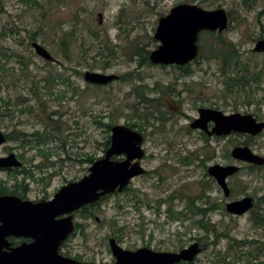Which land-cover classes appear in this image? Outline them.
<instances>
[{
	"label": "rangeland",
	"instance_id": "374dc122",
	"mask_svg": "<svg viewBox=\"0 0 264 264\" xmlns=\"http://www.w3.org/2000/svg\"><path fill=\"white\" fill-rule=\"evenodd\" d=\"M181 3L224 8L230 16V26L221 34H200L202 55L187 73L143 59L146 51L150 54L160 45L154 38L159 19ZM67 33L73 38L62 48ZM104 39L113 48L112 56ZM215 39L221 42L218 50H213ZM263 39L264 0H0V125L18 138L12 146L33 176L0 172V180L10 190L18 186L28 200H51L63 184L89 173V158L104 156L109 122H143L141 164L147 174L91 207L92 218L80 214L87 239L75 236L69 250L85 252L95 262L110 261L108 238L121 227L128 248L147 245L173 251L198 239L205 250L197 264H264V170L250 171L234 161L241 170L228 181V198L207 173L212 165H224L236 146H249L264 157V134L212 138L190 128L199 108L251 114L264 121V53L254 51ZM33 41L59 64L48 65L40 58ZM222 43L233 44L238 53L228 64L223 59L230 47ZM140 48L145 50L141 55ZM237 71L247 80L256 75L258 82H249L246 91L232 86L230 78ZM86 72L114 74L120 80L98 87L85 81ZM136 88H143L145 100ZM49 134L38 148L37 138ZM245 197L254 200L253 214L227 212L228 202ZM193 207L203 211L195 215Z\"/></svg>",
	"mask_w": 264,
	"mask_h": 264
},
{
	"label": "water",
	"instance_id": "95a60500",
	"mask_svg": "<svg viewBox=\"0 0 264 264\" xmlns=\"http://www.w3.org/2000/svg\"><path fill=\"white\" fill-rule=\"evenodd\" d=\"M102 23L103 15L98 14ZM230 19L224 8L207 10L197 4L181 3L170 13L159 19L154 38L160 42L149 55L155 65L187 66L200 55L199 36L202 32L222 33L229 27ZM37 55L48 61H55L49 50L33 42ZM254 51L264 53V39L259 40ZM86 82L104 86L118 79L117 75L100 72H86ZM212 123L213 128L208 125ZM194 130H201L210 136H229L232 133L256 137L264 131V121L251 114H226L219 109L200 108L199 116L191 124ZM6 138L0 131V145ZM144 135L124 124L111 128V144L102 158L89 168V173L79 181L63 186L51 200L34 202L16 195L0 196V264H95L80 263L63 257L59 253L62 243L74 232L73 213L84 206L95 204L103 197L123 192L135 178L147 170L141 161L145 157ZM232 158L243 164L264 166V157L256 154L249 146H236ZM123 158V159H122ZM22 166L14 153L0 158L1 168ZM241 170L237 164H215L208 173L213 177L224 196L231 194L228 179ZM254 206L252 197L229 202L226 210L230 214L244 215ZM66 216L63 218H58ZM19 236L32 242L11 249L7 238ZM114 264H178L193 261L202 251L199 243L179 253L157 252L150 248L137 251L125 250L115 239L110 241Z\"/></svg>",
	"mask_w": 264,
	"mask_h": 264
},
{
	"label": "flooded vegetation",
	"instance_id": "af4514ba",
	"mask_svg": "<svg viewBox=\"0 0 264 264\" xmlns=\"http://www.w3.org/2000/svg\"><path fill=\"white\" fill-rule=\"evenodd\" d=\"M177 5H178V4H177ZM171 9H172V8H171ZM170 11H171V10H170ZM169 13H170V12H169ZM169 13H168V14H169ZM168 14H167V15H168ZM228 15H229V14H228ZM229 18H230V16H229ZM33 42H35V41H33ZM33 42H31V45H32ZM40 58H41V57H40ZM42 59H43V58H42ZM43 60H44V59H43ZM45 61L47 62L48 65H56V64H59V61H58L57 59H55V61H48V60H45ZM190 65H191V63H190L189 65H187V66H184L183 68H188ZM177 67H179V66H177ZM118 80H120L119 77H118L117 80H115V81H113V82H116V81H118ZM113 82H111V83H113ZM111 83H109V84H111ZM89 84H90V83H89ZM90 85L100 86V85H95V84H90ZM155 101H156V100H155ZM199 109H200V108H199ZM208 127H209V129H212V128H213V124L210 123V124L208 125ZM7 128H8V126L6 127V125H5V127L2 126V125H0V131L4 134V136H5V138H6L5 142H4L3 144L0 145V158L7 157V156H9L10 154L15 153V155L17 156V159H18L20 162H22V166L19 167V168H12V167H9V168H1V167H0V172H9V173H11V172H15L16 174L19 173V174H23V175H24L25 172H27V168L25 167V164H26V163H25V160L23 159V156H22L20 153L17 152V148L12 146V142H13V141H17L18 138H16V137H12V134H11L10 132L7 131ZM200 132H201V134H202L203 136H206V137H212V138H226V137H229V136H231V135H234V133H232V134L229 135V136L218 137V136H215V135L210 136V135H208L207 133H204V132H202V131H200ZM263 134H264V131H263L261 134H259L258 136H261V135H263ZM122 159H123V158H122ZM233 163H234V160H233L231 157H229L228 160L226 161V163H225L224 165H231V164H233ZM254 166H256V165L249 164L248 167H247V169H249L250 171H251V170H254V169H252V167H254ZM24 167H25V168H24ZM257 167H259V166H257ZM260 168L263 170V167H260ZM208 169H209V167H208ZM208 169H207V173H208ZM258 170H259V169H258ZM208 175H209V173H208ZM209 176H210V175H209ZM210 177H211V176H210ZM211 178H212V179L215 181V183L217 184L216 180H215L213 177H211ZM80 179H81V178H80ZM80 179H78V180H80ZM78 180L76 179V180H73L72 182H74V181H78ZM68 183H70V182H68ZM68 183L63 184L62 187L65 186V185H67ZM217 185H218V184H217ZM62 187H61V188H62ZM218 187H219V186H218ZM61 188H60V189H61ZM219 189L221 190L220 187H219ZM58 191H59V190H58ZM58 191H57V192H58ZM221 191H222V190H221ZM57 192H56V193H57ZM56 193H55V194H56ZM222 193H223V191H222ZM55 194H54V195H55ZM3 195H4V194H3ZM223 195H224V193H223ZM108 196H109V195H108ZM108 196L103 197L100 201H98V202L95 203V204H91V205L84 206V207H82L81 209H79V210H77V211H75V212L73 213L74 232L68 237L67 240H65V241L62 243V245H61V247H60V249H59V253H60L62 256H64V257H68V258L73 259V260H76V261H78V262H80V263L114 264V263L116 262V259H115L114 255H113L112 251H111V248H110V241H111V239H115L116 242H117V244H118L119 246H121V247H122L123 249H125V250L137 251L138 249H141V248H144V247H148V248H149V246H147V245H142V246L137 247V248H134V249L126 247V245L124 244V238H123V231H124V229H122V228L120 227L119 229L122 230V233H121V234L115 232V234H117V235H115V237L110 236V237L108 238L109 250H110L111 254L113 255V258H112L110 261H105V260H104V261H97V262H95L94 260L86 259V254H85V252H81V251H79V252H77V253H72V251L69 250L68 244H69V242L72 240V238H74L75 236H82L83 239H84V238L87 239V235H86V225H84V224H80V223H79V220H78L80 214H82V217H84L85 219L92 218V217H93V214H91V212H90V208H91V207H95V208L98 207V206H99L104 200H106V199L108 198ZM19 197H20V196H19ZM53 197H54V196H53ZM224 197H225V196H224ZM21 198H22V197H21ZM22 199H24V200H28L27 198H22ZM42 200H48V199H42ZM226 205H227V204H226ZM201 210H202V209H201ZM202 211H203V210H202ZM251 211H252V214H253V213H254V210L251 209ZM63 217H66V216H62V217H58V218L60 219V218H63ZM94 219H95L98 223H101V220H100L98 217L95 216ZM7 240H8V242L10 243V248H11V249L17 248V247L23 245L24 243H30V242H32L31 239L24 238V237H19V236H10V237L7 238ZM194 243H199V244H200V247H201V249H202L201 253H200L199 255H197L193 261H182L181 263H178V264H197V263H198V260H199V256H200L201 254H203V253H204V250H205V248H204V246H203V243H202L200 240H198V239H195L193 243H190V244H188V245H186V246H183V247H178V248H176V249L173 250V251L156 250V249H153V248H150V249H153L154 251H157V252H174V253H179V252H181L183 249H185V248L191 246V245L194 244Z\"/></svg>",
	"mask_w": 264,
	"mask_h": 264
},
{
	"label": "trees",
	"instance_id": "16d2710c",
	"mask_svg": "<svg viewBox=\"0 0 264 264\" xmlns=\"http://www.w3.org/2000/svg\"><path fill=\"white\" fill-rule=\"evenodd\" d=\"M22 1H25V0H22ZM206 33H210V32H206ZM93 35H94V37L95 38H98V36H97V34L96 33H93ZM211 35H213V34H211ZM73 38V33H67L66 34V36H65V38L62 40V42H61V47L63 48V47H69V43H67V40L68 39H72ZM67 39V40H66ZM108 39H104V40H102V43L104 44V46H105V48H106V50L109 52V55H113L114 54V51H113V48H111L110 47V44H109V42L107 41ZM218 43H221L220 41H219V39H215V41H214V45H215V47L213 48V50L215 49V50H218V48H217V46H219L220 44H218ZM222 44H224V45H226L227 47H230V49H229V51H228V53L227 54H225L224 55V64H228L232 59H234V57H237L238 56V53H237V51H234L233 50V48H234V45L233 44H226V43H222ZM65 50V49H64ZM143 51H145L144 49H142V48H140L139 49V54L141 55V53L143 52ZM146 56H144V60H146V62L147 63H149L150 61H149V57H148V55H149V52H147L146 51ZM202 54H200V56H201ZM215 55V54H214ZM98 56L99 57H101V58H103V59H106L107 58V56H106V54L104 53V52H99L98 53ZM199 56V57H200ZM4 69V67L0 64V70H3ZM179 69H181V70H183L184 72H188V68H181V67H179ZM131 75V73L130 74H128L127 76H125V79H128V76H130ZM46 81H47V83H51V85H52V78H46ZM62 81L64 82V81H67V80H65V79H62ZM230 81L232 82V86H239L241 89H243L244 91H246V87L248 86V84H249V82L250 83H252V82H258V79H257V77H256V75H251L250 76V78H249V80H247V75L246 74H238V71H237V75H236V77H231L230 78ZM52 87V86H51ZM142 89L143 88H136L135 89V93L137 94V96L139 97V98H141V99H144L145 100V98H144V95H143V91H142ZM34 95H37L36 93H33ZM60 100L61 99H63V96H61L60 98H59ZM147 100V102H154L155 100L154 99H146ZM10 105V103H5V106H9ZM2 107V105L0 106V111H1V108ZM141 119H142V117L141 116H139ZM145 117V116H144ZM143 117V118H144ZM146 120H147V118H146ZM56 123V122H55ZM56 125V127H57V129L59 130L60 129V126L58 125V124H55ZM113 125H115V123L113 122V121H111V122H109L107 125H106V127H107V132L108 133H110L111 132V128H112V126ZM126 125H128V126H130V127H132V128H134V129H137L139 132H143V130H144V128H143V122L141 123V124H139V123H136V122H133L132 124H129V123H127ZM52 137V134H49V136L48 135H44V136H40V137H38L37 138V144L39 145V147L38 148H40V146H42V145H44L45 143H47L46 141L49 139V138H51ZM251 137V136H250ZM250 139H252V138H250ZM110 144H111V136H108V138H107V140H106V142L104 143V154H105V152H106V150L110 147ZM248 144V142H246V143H244L243 145H247ZM40 151H43L44 152V150H42V149H40ZM95 160H97L96 158H93V157H91V158H89L88 159V162L89 163H91V164H93L94 163V161ZM252 169H261L260 167H257V166H254V167H252ZM263 170H264V167H263ZM26 177L27 176H32V174L31 173H28V172H25V174H24ZM33 177V176H32ZM16 188V189H15ZM14 188V190H10V189H8L7 188V186H6V184H5V182L4 181H2V180H0V195H3V194H13V195H18V196H20V197H22V198H25L24 196H22L20 193H18V191L17 190H19V187L18 186H16ZM191 210H192V212L195 214V215H199L201 212H202V210H201V208H198V207H193V209L192 208H190ZM171 218H173V217H171ZM177 219H179V218H177ZM258 220H260V219H258ZM261 221V220H260ZM198 224L202 227V228H205V229H207V225H205V224H203L202 222H198ZM116 232L117 233H122V230L121 229H119V228H117L116 229Z\"/></svg>",
	"mask_w": 264,
	"mask_h": 264
}]
</instances>
